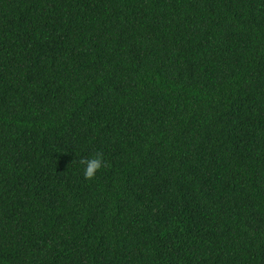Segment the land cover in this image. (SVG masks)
<instances>
[{
	"label": "trees",
	"instance_id": "obj_1",
	"mask_svg": "<svg viewBox=\"0 0 264 264\" xmlns=\"http://www.w3.org/2000/svg\"><path fill=\"white\" fill-rule=\"evenodd\" d=\"M0 264H264V0H0Z\"/></svg>",
	"mask_w": 264,
	"mask_h": 264
},
{
	"label": "clouds",
	"instance_id": "obj_2",
	"mask_svg": "<svg viewBox=\"0 0 264 264\" xmlns=\"http://www.w3.org/2000/svg\"><path fill=\"white\" fill-rule=\"evenodd\" d=\"M80 165L83 168V175L85 179H92L96 172L102 167L103 159L102 155L97 153L95 156L88 158H81L79 160Z\"/></svg>",
	"mask_w": 264,
	"mask_h": 264
}]
</instances>
